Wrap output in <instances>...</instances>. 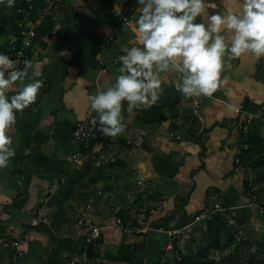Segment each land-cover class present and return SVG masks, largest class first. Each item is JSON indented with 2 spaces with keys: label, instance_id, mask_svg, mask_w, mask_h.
<instances>
[{
  "label": "crops",
  "instance_id": "crops-1",
  "mask_svg": "<svg viewBox=\"0 0 264 264\" xmlns=\"http://www.w3.org/2000/svg\"><path fill=\"white\" fill-rule=\"evenodd\" d=\"M204 3L195 23L242 10V0ZM31 6L0 3V53L47 0ZM141 7L137 0H61L45 15L28 51L29 77L43 87L17 113L9 132L15 156L0 169V236L18 240L20 254L0 245V264H177L181 256L264 264V56L226 55L217 90L198 96L201 135L190 98L176 88L180 74L169 70L160 74L155 104L129 110L123 103V134L106 136L99 123L95 141L77 148L71 139L88 109L99 122L89 97L115 84L119 56L142 47ZM221 34L230 41L232 33ZM243 118L252 121L247 136L238 128ZM38 210L42 220L32 226ZM83 216L88 222L79 224ZM93 227L100 238L86 246Z\"/></svg>",
  "mask_w": 264,
  "mask_h": 264
},
{
  "label": "clouds",
  "instance_id": "clouds-1",
  "mask_svg": "<svg viewBox=\"0 0 264 264\" xmlns=\"http://www.w3.org/2000/svg\"><path fill=\"white\" fill-rule=\"evenodd\" d=\"M137 3L142 6L136 20L142 47L133 46L119 56L120 75L115 84L89 97L106 136L115 138L125 131L124 102L129 110L157 102L162 93L161 73L169 70L179 73L176 88L186 97L210 96L221 82L226 55L264 56V0H242L241 11L214 13L207 24L195 23L206 11L204 0H137ZM6 6L13 7L14 0H6ZM114 10L119 14L122 9L117 4ZM225 30L232 33L229 42L221 34ZM23 64L21 69L17 61L0 54V169L7 168L15 156L9 132L17 123V113L35 103L43 87L42 80L29 77L32 61L26 59ZM34 75L38 77L40 73ZM13 89L17 91L9 97Z\"/></svg>",
  "mask_w": 264,
  "mask_h": 264
},
{
  "label": "built area",
  "instance_id": "built-area-1",
  "mask_svg": "<svg viewBox=\"0 0 264 264\" xmlns=\"http://www.w3.org/2000/svg\"><path fill=\"white\" fill-rule=\"evenodd\" d=\"M61 0H47V7L41 13H39L34 20L28 22L27 24L20 23L18 34L11 37L4 49L0 54L7 55L10 59L18 62V67L23 68V61L26 58V53L30 50L33 42L37 38V30L43 24L45 15L52 10V6L58 4ZM129 13V8L126 7L124 9V14ZM125 23L128 24L129 20L127 17L125 18ZM14 94V93H13ZM11 94V95H13ZM10 95V96H11ZM9 96V97H10ZM192 103V115L193 119L196 122L194 126V131L197 135H201L203 133L204 120L200 116L199 113V97L192 96L189 97ZM235 113H241L240 109H235ZM251 118H243L241 122L238 124V128L244 136H247L249 133V127L251 125ZM100 129L99 126L96 125V121L92 118V114L88 109L85 113V118L81 121H78L71 132V139L77 148L81 147L83 144L88 143L96 134V132ZM73 160H77L79 157V152H75L73 154ZM236 163H239V159H236ZM199 217H205V214H201ZM41 210L37 211V214L31 220L32 226H37L41 221ZM88 220L83 216L78 220L79 224H85ZM121 224L120 220H117L116 226ZM101 229L99 227H93L89 230V232L85 236V244L86 246H97V241L100 238ZM0 245H9L13 250V258L20 254L19 249V241L12 240L6 238L5 236H0ZM170 248V247H169Z\"/></svg>",
  "mask_w": 264,
  "mask_h": 264
},
{
  "label": "trees",
  "instance_id": "trees-1",
  "mask_svg": "<svg viewBox=\"0 0 264 264\" xmlns=\"http://www.w3.org/2000/svg\"><path fill=\"white\" fill-rule=\"evenodd\" d=\"M31 3H32V11H33V9L35 8V4H36V0H31ZM19 19L21 18V16H19L18 17ZM22 19V18H21ZM45 21H43V23H44ZM46 30H47V28H46ZM50 30V29H49ZM49 30H47V31H49ZM41 33H43L42 31H41ZM18 33H16V34H14V35H17ZM28 60V52L26 53V58H25V60ZM155 111V109H153V108H150V109H148V110H145V111H143V114L142 115H140L139 116V119L141 118L142 119V117H143V120H140V121H142V122H144V121H146L147 119H148V115L149 114H151L152 112H154ZM154 118H156L157 120H161V119H163V118H165V116L164 117H158V116H154ZM155 121V123H158L159 121ZM96 125L97 126H99V122H96ZM205 130V129H204ZM204 130H203V132H204ZM195 134L197 135V133L195 132ZM203 134V133H202ZM198 136V135H197ZM95 139H96V137L94 138H92L90 141H95ZM89 141V142H90ZM216 219H218V218H216ZM209 224H211L210 222H209ZM209 228L211 229V226H209ZM13 255V252H11V256ZM177 264H204V263H202V262H198V261H192L191 259H189L188 257H184V256H181L180 257V259L178 260V262H177Z\"/></svg>",
  "mask_w": 264,
  "mask_h": 264
}]
</instances>
